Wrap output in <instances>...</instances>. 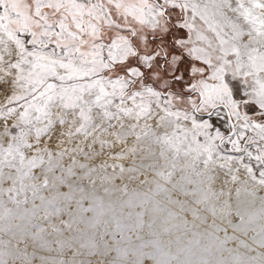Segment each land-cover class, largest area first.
<instances>
[{"label": "snow or ice", "instance_id": "obj_1", "mask_svg": "<svg viewBox=\"0 0 264 264\" xmlns=\"http://www.w3.org/2000/svg\"><path fill=\"white\" fill-rule=\"evenodd\" d=\"M0 264H264V0H0Z\"/></svg>", "mask_w": 264, "mask_h": 264}]
</instances>
